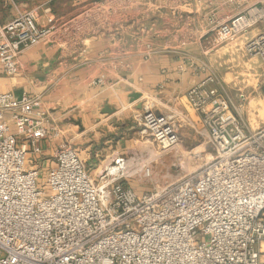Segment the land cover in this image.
<instances>
[{
  "label": "built area",
  "instance_id": "2783aa9c",
  "mask_svg": "<svg viewBox=\"0 0 264 264\" xmlns=\"http://www.w3.org/2000/svg\"><path fill=\"white\" fill-rule=\"evenodd\" d=\"M3 1L15 14L0 22V67L14 76L24 49L82 41L138 10L143 0H96L66 18L52 12L54 0H38L31 9ZM227 2L235 10L210 17L205 52L264 25V4ZM244 50L264 64V31L247 38ZM151 52L148 46L146 55ZM189 66L206 73L185 96L214 155L144 192L124 183L132 175L127 157L113 158L95 178L66 141L47 156L56 161L50 160L39 187L36 161L47 158L40 142L61 131L42 108L41 95L0 92V264H264V125L244 123V91L232 97L206 63L190 58ZM90 83L102 86L105 75ZM133 118L138 141L151 140L161 152L179 143L178 121L194 126L187 115L159 113L149 101ZM150 155L140 163L146 177L153 174Z\"/></svg>",
  "mask_w": 264,
  "mask_h": 264
},
{
  "label": "crops",
  "instance_id": "0c3cea01",
  "mask_svg": "<svg viewBox=\"0 0 264 264\" xmlns=\"http://www.w3.org/2000/svg\"><path fill=\"white\" fill-rule=\"evenodd\" d=\"M83 1L86 0H67L68 4L63 5V0H54L51 9L66 18ZM92 1L96 0H89ZM248 1L264 4V0ZM18 2L22 9L39 3ZM0 4L3 8L8 6L3 0ZM57 4L71 10L57 13ZM233 10L227 0H143L138 10L82 41H44L24 49L18 55L19 70L14 76L6 75L0 67V92L41 95L42 108L61 131L57 136L50 132L40 142L42 157L51 155L69 136L90 145L100 144L101 153L94 155L96 159L84 158L96 178L107 162L120 155L126 157L132 142H138L133 117L146 101L159 113L185 114L194 126L200 127L199 117L188 105L185 93L206 73L191 68L190 58L206 63L222 84L216 70L218 61L226 55H248L244 50L247 38L264 31L252 28L246 35L205 52L202 35L213 27L210 17L221 19ZM10 18L2 16L0 22ZM39 22L44 23L42 10ZM152 23L150 33L142 31ZM148 46L152 52L146 55ZM101 74L105 75V83L92 85L90 82ZM226 91L232 96L231 91ZM134 92L140 93L136 100H132ZM126 183L129 184L127 180Z\"/></svg>",
  "mask_w": 264,
  "mask_h": 264
},
{
  "label": "rangeland",
  "instance_id": "374dc122",
  "mask_svg": "<svg viewBox=\"0 0 264 264\" xmlns=\"http://www.w3.org/2000/svg\"><path fill=\"white\" fill-rule=\"evenodd\" d=\"M62 3L63 5L68 4L67 0H63ZM87 3H89V0L80 2L75 7L80 8ZM61 6V4H59V6L57 4L54 11L57 13H65L66 11L68 12L71 10V8L65 10V8H62ZM58 7H61V9L58 10ZM14 14L15 12L11 6L6 5V7L3 8L0 4V18H2V16L13 17ZM252 28L264 29V25L258 23ZM218 62L220 64L216 70L218 76L221 78V83L224 89L231 91L232 97H234L233 93H236L239 89L248 95L249 104L247 103L242 111V119L244 123L247 124L250 129H256L263 126L264 64L260 57L254 55L242 56L237 53L226 55L225 58ZM255 83L256 85H254ZM175 118L178 119V117ZM177 123L179 124V143L169 151L161 152L151 140L147 142L148 144L141 139L138 142L135 141L136 143L132 142V147L126 155L130 161L132 175L125 179V184H127V180L129 185L135 188L136 191H149L153 189L156 184L174 181L184 174L194 171L212 158L214 151L207 142L205 135L201 134L200 128L196 125L182 124L181 121H178ZM90 136L92 137V135H88L89 138ZM138 137L139 136L136 135L135 138L139 139ZM65 141L77 149L83 160L84 158L90 160L96 159L94 155L96 153L100 155L101 153V146L100 144H96V142H93V144L90 145L91 143L88 141H83L79 138L72 139L70 136ZM147 148L151 149V152L148 153V151H146ZM149 154H152L150 156L155 157L149 159L151 161L149 165L153 174L151 177H146L143 174V168L140 163L142 159ZM50 160L52 165L56 161V159L51 157H47L45 162H43L42 159H37L36 161V163H41L40 178L38 179L39 187L44 183V178L42 177L46 175ZM137 162L139 164L134 165ZM200 239L201 238H198V240Z\"/></svg>",
  "mask_w": 264,
  "mask_h": 264
},
{
  "label": "water",
  "instance_id": "95a60500",
  "mask_svg": "<svg viewBox=\"0 0 264 264\" xmlns=\"http://www.w3.org/2000/svg\"><path fill=\"white\" fill-rule=\"evenodd\" d=\"M140 97V93H133L132 94V100H136V99H138Z\"/></svg>",
  "mask_w": 264,
  "mask_h": 264
},
{
  "label": "bare ground",
  "instance_id": "6f19581e",
  "mask_svg": "<svg viewBox=\"0 0 264 264\" xmlns=\"http://www.w3.org/2000/svg\"><path fill=\"white\" fill-rule=\"evenodd\" d=\"M141 167H142V166H141ZM141 167H140V168H141Z\"/></svg>",
  "mask_w": 264,
  "mask_h": 264
}]
</instances>
